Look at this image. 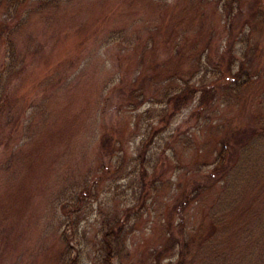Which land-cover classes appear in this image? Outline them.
Instances as JSON below:
<instances>
[{
	"label": "rangeland",
	"instance_id": "1",
	"mask_svg": "<svg viewBox=\"0 0 264 264\" xmlns=\"http://www.w3.org/2000/svg\"><path fill=\"white\" fill-rule=\"evenodd\" d=\"M111 230L112 264H264V0H0V264Z\"/></svg>",
	"mask_w": 264,
	"mask_h": 264
},
{
	"label": "trees",
	"instance_id": "2",
	"mask_svg": "<svg viewBox=\"0 0 264 264\" xmlns=\"http://www.w3.org/2000/svg\"><path fill=\"white\" fill-rule=\"evenodd\" d=\"M187 93L189 94L188 90H187ZM208 98H209V95L205 94V89H204L202 97H201V100H200V106L205 107L207 105V103H208ZM188 99L189 98H187L186 101ZM171 101L174 103V108L176 109V111H178L180 103L176 101V98H172ZM220 166H222V164H220ZM220 166H218L215 169V172L218 174V176H220V174H221L220 173ZM114 234H115V231L111 230L108 234H106L104 236L103 245H104V249H105V252H106V257H105V260H104L105 264H112V261L114 259V257H113L114 247H113V242H112V239H111V236L114 235Z\"/></svg>",
	"mask_w": 264,
	"mask_h": 264
}]
</instances>
